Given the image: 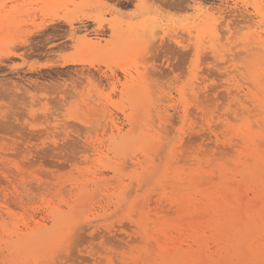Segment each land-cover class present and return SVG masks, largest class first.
Returning <instances> with one entry per match:
<instances>
[{
  "label": "rangeland",
  "instance_id": "374dc122",
  "mask_svg": "<svg viewBox=\"0 0 264 264\" xmlns=\"http://www.w3.org/2000/svg\"><path fill=\"white\" fill-rule=\"evenodd\" d=\"M0 264H264V0H0Z\"/></svg>",
  "mask_w": 264,
  "mask_h": 264
},
{
  "label": "bare ground",
  "instance_id": "6f19581e",
  "mask_svg": "<svg viewBox=\"0 0 264 264\" xmlns=\"http://www.w3.org/2000/svg\"><path fill=\"white\" fill-rule=\"evenodd\" d=\"M168 1V0H167ZM169 3V2H168ZM173 3V2H172ZM173 6H175V5H173ZM168 7H170V6H168ZM178 7V6H177ZM182 7V6H181ZM221 9V8H220ZM229 9V8H228ZM258 9V8H257ZM258 11H259V9H258ZM233 13V12H232ZM73 22V21H72ZM96 22V21H95ZM115 22V21H114ZM117 22V21H116ZM110 24V23H109ZM112 24H114L113 23V21H112ZM100 25V24H99ZM98 26V25H97ZM101 32V31H100ZM100 40V39H99ZM97 42V41H96ZM86 45V44H85ZM92 45V44H91ZM88 46V45H87ZM83 47H86V46H83ZM91 47V46H90ZM93 48V47H92ZM88 49H90L89 47H88ZM87 48H85V50H87V52L89 51ZM84 50V51H85ZM91 51L93 52V49L92 50H90V53H91ZM86 52V51H85ZM67 94H69V93H67ZM73 94V93H72ZM115 129V128H114ZM251 135V134H250ZM239 141V140H238ZM257 141V140H256ZM237 147V146H236ZM205 181V180H204ZM210 184V183H209ZM202 186V185H201ZM205 186V185H204ZM203 186V187H204ZM206 186H207V184H206ZM250 186V185H249ZM191 220V219H190ZM213 225V224H212ZM213 231V230H212ZM153 247V246H152ZM151 248V247H150ZM146 262V261H145ZM144 262V263H145Z\"/></svg>",
  "mask_w": 264,
  "mask_h": 264
}]
</instances>
